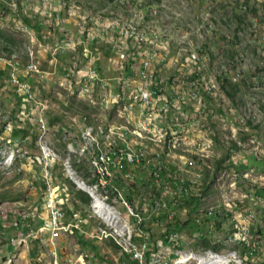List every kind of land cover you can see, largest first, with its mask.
<instances>
[{"label":"built area","instance_id":"2783aa9c","mask_svg":"<svg viewBox=\"0 0 264 264\" xmlns=\"http://www.w3.org/2000/svg\"><path fill=\"white\" fill-rule=\"evenodd\" d=\"M32 2L20 0L19 6H11L4 5V0H0V22L4 23L2 14H12L13 20H19L30 32L40 33V38H44L40 47L49 51L51 62L55 63L66 56L62 55V47L70 48V53H74V62L72 67L63 69L62 81L63 86L72 84L73 97L75 88L82 81H89L86 99L93 104H96L97 96H105V101L110 97H119V102L127 103V110L123 114L136 115L137 122H142L147 130L158 135L159 127H167L168 142L177 134H184V144L194 143L204 151L202 136L205 132L199 130L200 118L216 117L217 114L207 110V107L211 95L222 94L221 86L227 79V68H222L217 80H210L206 71L210 69L209 56L204 55L200 47L187 50V54H195V61H184V56L176 55L169 60V38L161 37L151 25L156 20L154 18H158L157 11L143 7L142 3L135 6L134 17L109 20L101 25L99 19L81 13L80 6L74 0H42L43 7L29 13ZM48 16L52 19L50 25L51 19H46ZM71 21L75 22L73 33H65V25H71ZM134 24H143V33H136ZM56 30L61 33V38L54 42L46 35ZM148 33H157V40H148ZM79 35H86V42H79ZM183 37L188 39V34ZM100 42L108 44L106 59L116 68L117 74L113 79L100 75L96 64L98 59L93 56L94 49L100 50L98 47L93 49V45ZM129 44L144 46L145 55H132ZM26 55L27 61H23L9 53H0L1 71L4 74L0 76V89L6 87L5 92L12 93L20 107L16 116L18 120L11 114H4L2 121L0 119V172L5 174L11 159L2 155V145L4 141H12V148H23V171L32 180L28 182L29 191L20 200L0 203V259H7L8 254H18L20 264H24V257H31V264H50L51 257H58L59 264H82L83 253H90L95 264H116L110 258L113 242L90 232L85 218L77 213L76 201L87 196L70 187L68 178L63 174V159L49 143V135L58 130H68L69 137L74 135V117L70 118V124H59L56 130H49L50 101L41 98L32 85L33 79H36L34 76L41 74L40 63L34 49L27 50ZM167 66H176V73L166 74ZM240 78L241 72H238L230 80L236 83ZM159 97H166L167 106H159ZM184 106L190 109L184 110ZM132 148L117 149V153L107 156V160L113 161L111 171L117 174L126 172L136 181L147 182L146 189L137 191L135 199H128V190L121 187L113 189L112 182L101 180V171H96V159L87 162L93 169L92 182L101 183L111 190V198L106 199V204L95 209L101 214V220H106L121 231V245L118 246L122 248L123 264H153L155 252L160 248L175 251V259H164L163 264H170V261L187 264L190 261L179 259V251L193 249L194 242L206 239L209 226H217V221L196 216L197 199L192 197L191 187L182 186L183 177L179 171L173 170L166 158L143 154L144 166H137V157H133L130 166H123L121 152H132ZM89 151L98 152V146H92ZM79 152L81 156H86L87 151ZM258 183L255 193L241 195V200L251 203L238 208L236 217L241 223L242 211H249L253 215L257 209L264 210V199L256 193L264 189V181ZM232 188L236 194L238 185L234 184ZM152 190L166 192L165 212L156 211L155 200L159 198H151ZM114 200H126V207H114ZM188 203L194 204L193 213H184V206ZM7 205H15L16 213H8ZM21 205H29V212H21ZM177 218L182 224L190 218L193 222L180 232L177 229L181 223L175 221ZM168 224L175 225L172 235L156 240L152 238L155 229H163ZM243 224L249 237L254 236L251 235L254 222ZM8 231L14 234L11 240L7 239ZM223 234L218 231L217 240H222ZM258 235H261L264 250V230H258ZM188 237L192 240L190 243ZM17 239H26L27 251L17 248ZM67 240H71V243ZM123 240H130V248H123ZM63 244L65 249L74 247L75 255L64 254L59 247ZM39 245L53 246L55 249L49 253H39ZM90 245H106L107 251L100 257ZM218 254L221 253H210V259L199 262L217 264ZM241 254H246L248 261L257 262L251 257L250 247L249 252ZM234 264H239L238 257Z\"/></svg>","mask_w":264,"mask_h":264},{"label":"rangeland","instance_id":"374dc122","mask_svg":"<svg viewBox=\"0 0 264 264\" xmlns=\"http://www.w3.org/2000/svg\"><path fill=\"white\" fill-rule=\"evenodd\" d=\"M74 1L80 6L81 13L90 14L99 19L101 25L106 24L109 20L134 17L135 6L142 3L143 7L157 11L158 18H154L156 20H153L151 25L153 31H157L161 37L169 38V60L176 55L184 56V61H187L189 58L187 50L200 47L204 51L203 54L209 56L210 69L206 70L209 72V79L217 80L222 68H227L226 82L231 84L226 85L230 95L224 91L221 95L210 96L207 110L217 114L216 117L213 115L211 118H206V116L203 119L200 118L199 130L205 132L202 136L204 151L194 143L184 144V134H177L175 140L173 138L168 142V134L165 136V133H158V135L157 133L152 135L142 133L135 126L140 123L137 122V117L121 115L120 112L124 110L127 103L109 106L107 101L100 98L96 100V104H93L91 100L73 97L72 85L65 84L63 86L62 77L64 74L62 72L64 68L73 66L74 56L69 54L57 59L55 63L51 62L49 51L40 47V42L43 43L44 38L41 39L36 34L37 38L35 37L33 40L31 36L33 32L30 33L26 25H21L19 20H13L12 14L2 15L4 23L0 22V33L6 37L12 36L14 44L7 43L5 38L0 36V53L6 52L14 57H20L24 61L27 50H35L41 74L34 76L36 79H33L32 85L41 98L50 101L52 110L49 114V127L56 130L59 124H70V118L74 117L75 126L72 129L74 131L72 140H62V144H60L57 141L63 133L59 134L56 131L49 135V143H52L58 155L63 159V174L68 178L70 187H78L69 174L72 170L80 180L95 188L105 203L106 199L111 198V190L108 187L92 182L93 169L87 162H94L96 152L89 151L91 148H84L80 130V127L85 125L102 126L105 130V135H101L99 138L102 153L113 156L117 153V149L133 147L132 152H121L123 166H130L133 157H137V166H144V157H141L143 154L166 158L168 164L173 166V170L179 171L183 177L182 186L193 187L192 197L196 198L199 203L196 216L203 217L209 209L215 210L214 214L220 216L219 218L215 216L212 219L220 223L217 224L218 230L210 233L208 229L206 239L194 242L193 249L180 250L179 257L193 252V254L202 256L209 251L221 253L218 255H224L230 251H237L241 254V252H249V247L251 257H264L261 235H258V230H264V210L257 209V213H253V215H250L249 211H242V223L237 221L236 217L238 208L251 204H248V200H241V195L255 193L257 185L261 186L258 182L264 181V0ZM6 2L4 5H20V0H6ZM30 7L32 9H29L28 12L34 13L33 9L39 10L43 7L42 0H33ZM46 19L50 21L51 17L48 16ZM51 23L52 19L49 25ZM140 25L143 27V24ZM74 26L75 22L71 21V25H65V30L73 32ZM25 30L28 31V34ZM51 30L53 29L51 28ZM20 32H24V34ZM185 34H188V39L183 37ZM46 36L55 42L61 38V33L56 30ZM32 42H34V46ZM97 47L100 49L99 51L94 49ZM107 47L108 44L104 42L93 45V56L98 59L96 64L100 69V75L106 79H113L117 75L116 68L111 66L106 59ZM135 50L138 51L136 48ZM0 69L2 70L1 65ZM238 72H241V78L234 83L230 79H233ZM174 73H176V66L166 68V74ZM42 75L47 77L43 78ZM0 76H4V74H0ZM5 91L7 88L1 87V121L4 114H11L16 119L20 110L16 97L9 93L10 96L6 99ZM190 106L192 109L194 108L193 105ZM183 109L187 110L190 107L184 106ZM240 117L241 119H239ZM163 129L166 131L167 127L159 128L158 131L162 132ZM55 134L58 139L54 137ZM108 136L110 138H106ZM12 150L17 152L18 160L11 170H5V174L0 172V203L20 200L29 191L30 184L28 182L32 181L30 175L23 171V156H21L23 148L13 147L12 149V142L4 141L2 155L8 157L12 154ZM80 150L87 151L86 156H81ZM226 155L229 156L228 160L223 162L222 168L220 167L217 171V161L222 160ZM249 157L255 159L253 164L246 165ZM108 161L111 178L107 182H112L113 189H120V187L128 189V199H134L133 195H136L131 190L137 192L146 189L144 184L146 185L147 182L136 185V180L126 172L117 174L111 171L113 161ZM240 164H243V167H240ZM18 172H22V174H17ZM24 179L27 180L25 183H18ZM207 184L208 190H206ZM234 184L238 185L236 194L232 188ZM79 189L81 190V188ZM82 192L86 193L84 190ZM86 194L91 199V210L87 212L77 208V213L85 218L90 232L113 242L110 258L116 264H123L122 248L118 246L121 245V236L116 233V228L101 220L94 210L92 196ZM151 198H159V200H155V209L158 212H165L166 192L152 190ZM7 207L8 213H16L13 205H7ZM114 207H126V200H114ZM23 212H29V208H25ZM184 213H193V205L190 207L185 205ZM249 222H254L255 228H251V235L254 236H248L244 247L236 246L230 240H224V238L232 236L233 226L235 231L236 225L239 228H244L243 223ZM167 227L163 228V234ZM171 228L173 229L172 226ZM218 231L224 232L222 240H217ZM172 234L173 231L168 235ZM247 234L249 235L248 232ZM6 236L8 240H11L14 234L8 231ZM204 240H209L215 248L203 246ZM187 241L190 243L192 240L188 237ZM67 242L71 243V240H67ZM64 246V244L59 246L64 254L75 255L74 247L68 246L65 249ZM25 247L26 239H17V248H22L24 252L27 251ZM129 247L130 240H123V248ZM90 248L100 257H103V253L107 251L106 245H90ZM54 249L53 246L39 245V253H49ZM241 255L247 257L246 254ZM155 257H175V251L172 248H160L158 255H154L153 261L156 260ZM0 264H20L18 254H8L7 259H0ZM24 264H31V257H24ZM37 264L47 263L37 262ZM50 264H59L58 257H51ZM82 264H95L90 253H83Z\"/></svg>","mask_w":264,"mask_h":264},{"label":"bare ground","instance_id":"6f19581e","mask_svg":"<svg viewBox=\"0 0 264 264\" xmlns=\"http://www.w3.org/2000/svg\"><path fill=\"white\" fill-rule=\"evenodd\" d=\"M4 3L5 4L7 3L6 0H4ZM2 15H4V14H2ZM6 24H7V22H6ZM18 31H20V30H18ZM134 31L136 33H143V27L140 24L139 25L134 24ZM27 32L28 31H26V33ZM20 33H22V32H20ZM66 33H73V32L67 30ZM22 34H24V32ZM31 36H32V39L34 40L35 37H36V34L33 33V34H31ZM81 36L86 37V35H79V37H81ZM148 40H157V33H148ZM32 45L34 46V42H32ZM135 48L138 51H136ZM129 52L132 55H145V48L141 44H129ZM69 54H72L74 56V53H70V48L69 47H62V55H69ZM188 57L189 58L187 59V61H195V54H189ZM73 60H74V58H73ZM166 68H168V66ZM69 85H72V84H69ZM88 89H89V81H82L81 84H79L78 87H77V89H76L75 98H78V99H86V90H88ZM99 98L102 99L103 101L105 100V96H97L96 97V100L99 99ZM106 101H107V103H108L109 106L110 105L111 106H116L119 103H125V102H119V97H110ZM109 102H111V103H109ZM159 106H167V99H166V97H159ZM126 110H127V106L124 108L123 111L120 112V114L123 115V112H125ZM124 114H126L128 117H134V118L136 117V115H134L132 113H124ZM135 126L142 133L149 134V135H152V134L155 133V132L149 131L146 128H144L142 122L136 124ZM159 128H162V127H159ZM49 130H52V129L49 127ZM80 130H81V135H82L81 137H82L83 146H84L85 149H88V148H91L92 149V146H98V151L99 152H96L95 153L96 154V158L95 159H96V162H97L96 163V171H101V180L107 182V180L111 178L110 168H109V165L110 164H109V161L107 160V155H105L104 153L101 152V147H100V142H99V138L101 137V135H105L104 128L102 126L98 127V126H88V125H85V126L80 127ZM161 131L162 132H160V130H159L158 133L159 134L165 133V136L168 134L167 133V130L164 131V129H163ZM57 132L59 134L63 133L62 134L63 136L61 135V137L59 139H58V137H57L56 134L54 135V137H57V139H58L57 143L62 144V140H65V141L66 140H72V136L69 137V131L68 130H58ZM110 132H112V131H110ZM106 138H110V136H108ZM175 139H176V137L174 138V140ZM21 156H23V155H21ZM8 157H11V159H10V165H9L8 168H6V170H11L13 168L15 162H17V160H18V158H17V152L14 150L10 156L8 155ZM67 169L69 170V167L68 166H67ZM69 174L71 175V177H72L73 181L76 183V185L79 188H81L82 191L84 190L86 193H88L89 195L92 196V198L94 200V210L101 217V214L95 208H99L102 205H105L106 204L105 201L99 196V194L97 193V191L95 190V188H92V187L88 186L85 182H83L82 180H80V178H78V176L72 170L69 172ZM193 185L195 186V183H193ZM191 190H193V187L191 188ZM195 192H196V190H195ZM226 210L228 211V209H226ZM214 211L209 209V211H206V213H205V215L203 217L206 218V219H208V220H210V219L212 220L216 216V214H214ZM104 221L109 226L113 227L112 224L108 223L106 220H104ZM209 230H210V233L211 232H215V231L218 230V226H209ZM231 232H233L232 233V236L229 237V238L228 237L227 238H224V240H227V241L230 240L232 243H234V245H236V246L238 245L240 247H242L244 244L247 243V240H248V236L249 235L247 234L246 229L241 228V227L239 228L236 225L235 231H234V226H233V229H232ZM116 233L119 236H121V231H119L118 229L116 230ZM253 250H254V248H253ZM210 253H213V252L212 251L206 252L202 256H199L198 254L190 253V254L184 255L183 257H179V259L180 260L190 261L187 264H202L199 261H204L205 259H210ZM237 257H238L239 264H259V262L255 263V262L248 261L247 260V257H243L237 251H233V252L230 251V253H226L224 255H218V257H217V264H225V263L226 264H234V262L236 261V258ZM155 258H156V260L153 261V264H163L164 259H166V260H173V259H175V257H155ZM252 258L253 259L257 258L258 260L257 259H255V260L260 261V262H263L262 264H264V257H252ZM170 264H177V261H170Z\"/></svg>","mask_w":264,"mask_h":264},{"label":"trees","instance_id":"16d2710c","mask_svg":"<svg viewBox=\"0 0 264 264\" xmlns=\"http://www.w3.org/2000/svg\"><path fill=\"white\" fill-rule=\"evenodd\" d=\"M31 26H33L32 24H31ZM36 29H37V27H36ZM37 31H38V29H37ZM39 32V31H38ZM0 36L1 37H4L5 38V40L7 41V43H10V44H14V38L11 36H9V37H6L4 34H1L0 33ZM39 36H41L40 35V33H39ZM226 80L227 79H225L224 80V82H223V84H222V86H221V88H222V91L224 92H226L227 94H229L230 95V93L228 92V89H227V84L228 83H230V82H226ZM231 84V83H230ZM234 86H236L235 84H234ZM2 132V130H0V133ZM228 158H229V156L228 155H226L224 158H222V160H219V161H217V171L220 169V167L222 168V163L223 162H225L226 160H228ZM263 164V163H262ZM261 169V168H260ZM73 184V183H72ZM73 186L74 187H76L74 184H73ZM209 189V187H208V184L206 185V190H208ZM76 191L77 192H80V194H86V193H84V192H82L78 187H76ZM131 192L132 193H134V194H136V192L134 191V190H131ZM205 194L204 195H206V192H204ZM261 198H263L264 199V189L263 190H257V192H256ZM86 196L87 197H84L83 199H80V200H77L76 201V209L78 208V209H81L82 211H87V212H90V210H91V199H90V197L86 194ZM189 205V207L190 206H192V205H194L193 203H188ZM90 205V206H89ZM198 205H199V203H197V207H198ZM89 206V207H88ZM187 206V205H186ZM196 207V208H197ZM195 211H196V209H195ZM190 216V215H189ZM217 218H219L220 216L219 215H217L216 216ZM216 218V219H217ZM178 224L179 223H181V221L177 218L176 220H175ZM175 222V223H176ZM191 222H193V219L192 218H190L188 221H186L185 223H181V227L180 228H178L177 230H180V231H182V228H185L188 224H191ZM217 224L219 225L220 223L219 222H217ZM171 226H172V224H168V227L166 228L167 230L165 231V233L163 234L162 232H163V230L164 229H162V228H158V229H155L154 230V232H152V238H155V240L156 239H160V238H162V237H166V236H168V234H170L173 230H175V229H172L171 228ZM173 228H175V225H173L172 226ZM190 227H193V226H191L190 225ZM163 234V235H162ZM161 235V236H160ZM202 244H203V246H205V247H207V248H215L210 242H209V240H204V242H202ZM159 253V251H156L155 252V255H157Z\"/></svg>","mask_w":264,"mask_h":264},{"label":"crops","instance_id":"0c3cea01","mask_svg":"<svg viewBox=\"0 0 264 264\" xmlns=\"http://www.w3.org/2000/svg\"><path fill=\"white\" fill-rule=\"evenodd\" d=\"M81 40V41H80ZM79 41L80 42H86L85 41V37H83V36H81V37H79ZM0 74H2V71H1V69H0ZM4 93H6V92H4ZM3 94V93H2ZM9 93H6V97H8L9 98ZM5 97V98H6ZM8 98H6V99H8ZM137 117V116H136ZM254 159L255 158H253V157H249L248 159H247V161H246V165H251V164H253V161H254ZM249 160V161H248ZM245 165V164H244ZM240 167L242 166L243 167V164H240L239 165ZM238 167V166H237ZM137 183H136V185L138 184V183H141L142 184V182H144V181H136ZM144 186H146L145 184H144ZM137 189V188H136ZM128 190V189H127ZM138 190V189H137ZM144 190V189H143ZM138 191H141V190H138ZM129 194V193H128ZM135 197H136V195H133V198L135 199ZM13 207H15V209H16V206L15 205H13ZM29 208V205H21V212H23V210L25 209V208Z\"/></svg>","mask_w":264,"mask_h":264}]
</instances>
